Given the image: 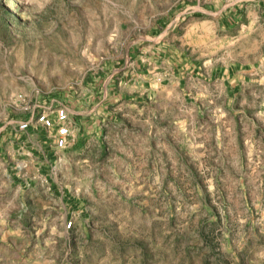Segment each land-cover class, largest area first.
<instances>
[{
  "label": "rangeland",
  "instance_id": "374dc122",
  "mask_svg": "<svg viewBox=\"0 0 264 264\" xmlns=\"http://www.w3.org/2000/svg\"><path fill=\"white\" fill-rule=\"evenodd\" d=\"M0 264H264V0H0Z\"/></svg>",
  "mask_w": 264,
  "mask_h": 264
},
{
  "label": "built area",
  "instance_id": "2783aa9c",
  "mask_svg": "<svg viewBox=\"0 0 264 264\" xmlns=\"http://www.w3.org/2000/svg\"><path fill=\"white\" fill-rule=\"evenodd\" d=\"M55 114L56 120L46 112L38 114L36 116V124L47 130L57 128L56 145L58 148H65L68 144V138L71 135L68 110L66 108H60L56 110ZM30 125L31 122H28L25 125H19V130L23 132L27 131ZM72 225L73 224L70 223L69 227H72Z\"/></svg>",
  "mask_w": 264,
  "mask_h": 264
}]
</instances>
